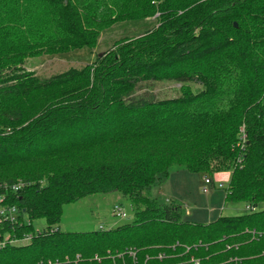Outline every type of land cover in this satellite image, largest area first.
I'll return each mask as SVG.
<instances>
[{"label":"trees","instance_id":"obj_1","mask_svg":"<svg viewBox=\"0 0 264 264\" xmlns=\"http://www.w3.org/2000/svg\"><path fill=\"white\" fill-rule=\"evenodd\" d=\"M152 17L82 69L19 73ZM163 80L181 97L134 96ZM173 171L213 186L232 172L225 202L250 212L184 220L150 195ZM19 184V221L4 230L32 240L0 248V264H264V0H0V187ZM114 192L135 206L130 222L61 231L64 206Z\"/></svg>","mask_w":264,"mask_h":264},{"label":"rangeland","instance_id":"obj_2","mask_svg":"<svg viewBox=\"0 0 264 264\" xmlns=\"http://www.w3.org/2000/svg\"><path fill=\"white\" fill-rule=\"evenodd\" d=\"M156 23L155 17L138 23L119 22L100 33L96 48H85L65 56L42 55L28 59L23 67L24 71L19 73L33 72L35 76L49 79L72 68L82 69L86 65L93 64L98 56H103L105 52L111 50L116 42L132 41L131 39L141 37L148 30H152ZM143 83L141 84L143 85L142 89H139L134 96H153L156 100H164L181 97L183 93L182 89H180L182 84L175 81H145ZM188 85L187 87L191 88L194 95L201 90L199 84L189 83ZM221 173L232 174L230 171L217 172L213 178ZM204 189L208 191L205 193ZM150 195L160 203L168 202L165 196L171 197L170 201H176L182 205L185 211L184 220L187 219L191 222L209 223L221 216H239L251 210L248 204L226 203L225 190L219 184L214 186L206 185L202 175L192 174L187 171H173L168 182L160 187L153 188ZM116 206H119L127 213V218L121 219L116 216ZM134 207L130 200L118 192L89 195L74 204L64 206L59 227L62 232H90L99 230L101 227L103 229H113L133 219ZM262 208H264V205L259 206L258 210H262ZM33 224L40 230L47 227L44 220H36ZM25 239H28L30 243L32 237L23 238V244L27 245ZM131 253L135 255L134 252ZM160 254L152 257L159 260Z\"/></svg>","mask_w":264,"mask_h":264},{"label":"built area","instance_id":"obj_3","mask_svg":"<svg viewBox=\"0 0 264 264\" xmlns=\"http://www.w3.org/2000/svg\"><path fill=\"white\" fill-rule=\"evenodd\" d=\"M212 182L209 179H205L206 185H212ZM220 187L224 185L223 182L218 183ZM22 187V184L13 185L12 187L2 186L0 187V248L6 246L8 243L13 245H24L23 239H17L13 236L12 232H6L4 227L6 225H14L19 221L20 208L14 202L13 194L18 192ZM208 190L204 189L206 193ZM115 214L118 218L125 219L127 218V213L122 210L119 206L115 207ZM26 244L28 239H25Z\"/></svg>","mask_w":264,"mask_h":264},{"label":"crops","instance_id":"obj_4","mask_svg":"<svg viewBox=\"0 0 264 264\" xmlns=\"http://www.w3.org/2000/svg\"><path fill=\"white\" fill-rule=\"evenodd\" d=\"M230 174L229 173H221L220 175L218 174V175H216L214 178H213V181H214V184L216 185V184H218L219 182H223L224 183V185L225 184H227L228 182H229V180H230ZM166 198H167V200H169V199H172L171 197H169V196H165ZM187 214H189L188 212H187Z\"/></svg>","mask_w":264,"mask_h":264},{"label":"water","instance_id":"obj_5","mask_svg":"<svg viewBox=\"0 0 264 264\" xmlns=\"http://www.w3.org/2000/svg\"><path fill=\"white\" fill-rule=\"evenodd\" d=\"M235 26H236V24H235Z\"/></svg>","mask_w":264,"mask_h":264}]
</instances>
